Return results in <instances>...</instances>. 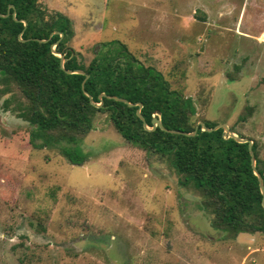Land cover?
<instances>
[{
  "label": "rangeland",
  "instance_id": "obj_1",
  "mask_svg": "<svg viewBox=\"0 0 264 264\" xmlns=\"http://www.w3.org/2000/svg\"><path fill=\"white\" fill-rule=\"evenodd\" d=\"M41 2L71 19L69 46L86 64L98 43L126 44L193 98L197 123L253 138L264 165V0ZM25 101L0 81V264H264L262 232L216 229L202 192L125 139L109 112L78 165L31 145Z\"/></svg>",
  "mask_w": 264,
  "mask_h": 264
},
{
  "label": "trees",
  "instance_id": "obj_2",
  "mask_svg": "<svg viewBox=\"0 0 264 264\" xmlns=\"http://www.w3.org/2000/svg\"><path fill=\"white\" fill-rule=\"evenodd\" d=\"M54 31L58 32L52 34ZM74 35L71 19L48 11L41 0H0V81L7 88L14 84L26 99L18 115L32 125L31 145L55 148L70 163L83 164L87 154L79 144L94 129L97 113L109 112L125 139L166 158L183 182H191L202 192V207L213 215L216 229L234 235L264 234L263 195L249 144L230 137L223 128L203 130L194 120L197 108L193 98L172 88L161 71L145 65L126 44L100 42L86 64L82 54L69 46ZM56 42V51L65 55L64 67L52 51ZM77 69L89 76L66 71ZM84 90L96 103L103 102L102 106L92 104ZM102 93L106 96L100 98ZM9 101L5 99L6 107ZM139 102L150 127L153 118L159 117L167 129L193 132L197 128V133H173L159 126L146 129L137 114ZM203 122L210 128L218 124ZM251 139L256 167L264 179L258 143Z\"/></svg>",
  "mask_w": 264,
  "mask_h": 264
},
{
  "label": "water",
  "instance_id": "obj_3",
  "mask_svg": "<svg viewBox=\"0 0 264 264\" xmlns=\"http://www.w3.org/2000/svg\"><path fill=\"white\" fill-rule=\"evenodd\" d=\"M10 7H13V5H11ZM13 15L15 16V12L13 13ZM25 26H27V22L24 20L23 21ZM58 31H54L52 34L54 33H57ZM51 34V35H52ZM61 36H63V34L61 33L60 34ZM40 41H48V39H40ZM57 44L54 43L53 46H52V51L55 53V54H58L61 58V66L64 67V62H65V55L63 53H60L58 51H56L55 49V45ZM68 73H81V74H84L86 75V77H88L89 75L82 69H77V70H66ZM85 94L90 98L92 104L96 105V106H102V103L103 102H100V103H96L94 101V99L92 98L91 94H89L86 90H84ZM106 96L105 93H102L100 94V98ZM113 98L117 99V100H120V101H123L125 103H128L130 106H133L135 105L134 103H131L129 102L127 99L125 98H121V97H117V96H112ZM139 108L137 109V114L138 116L144 121V126L146 129H155L156 127H161L162 129L166 130V131H170V132H173V133H183V134H186V135H195L197 133V128L193 131V132H185V131H180V130H175V129H167L166 127H164V125L162 124V121L159 117H154L153 118V126L150 127L147 122L145 121V118L144 116L142 115L141 113V108L143 106L142 103H137ZM157 115H160V112L158 111L157 112ZM199 125L202 126V129L203 130H207V131H211V130H215V129H219V128H223L225 130L226 133H228V135L230 137H233L235 138L237 141L239 142H247L249 144V151H250V154H251V158H252V167L254 169V172L255 174L258 176V180H259V186H260V189H261V192H262V195H263V205H264V179L261 175V173L258 172L257 170V167H256V157H255V153H254V150H253V140L249 137H244V136H239L237 133H235L230 127L228 124L226 123H218L217 125H215L213 128H210V127H207L205 125V123L203 121L199 122L198 123Z\"/></svg>",
  "mask_w": 264,
  "mask_h": 264
}]
</instances>
